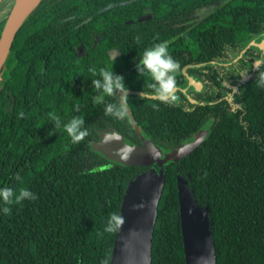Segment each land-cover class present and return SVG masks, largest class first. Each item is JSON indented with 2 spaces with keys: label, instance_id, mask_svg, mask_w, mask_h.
Wrapping results in <instances>:
<instances>
[{
  "label": "trees",
  "instance_id": "obj_1",
  "mask_svg": "<svg viewBox=\"0 0 264 264\" xmlns=\"http://www.w3.org/2000/svg\"><path fill=\"white\" fill-rule=\"evenodd\" d=\"M6 1L0 0V32L13 3L5 7ZM260 17L264 0H40L0 69V188H27L37 197L13 204L9 215L0 211V264H109L116 233L104 227L111 213L119 214L129 181L147 167L92 150L104 131L129 145L141 142L127 115L105 116L104 104L94 102L91 79L98 77L88 69L112 67L129 91L141 92L150 81L137 76L136 63L163 41L180 65L176 101L169 106L127 94L128 109L162 152L200 130L207 134L189 155L163 165L151 264H184L177 175L198 206L208 207L215 264H264V87L258 86L264 64L238 87L237 107L228 102L260 58L252 50L237 58L249 31L262 30ZM189 64L185 73L199 91L187 87L182 69ZM52 116L64 123L83 118L89 135L77 144L62 128L49 136Z\"/></svg>",
  "mask_w": 264,
  "mask_h": 264
},
{
  "label": "water",
  "instance_id": "obj_2",
  "mask_svg": "<svg viewBox=\"0 0 264 264\" xmlns=\"http://www.w3.org/2000/svg\"><path fill=\"white\" fill-rule=\"evenodd\" d=\"M26 1L13 0L0 32V69L18 29L40 0H36L32 6H27ZM186 68L187 66L182 69V73L187 78L188 86H193L199 91L201 84L185 73ZM127 94L140 95V92L128 90ZM126 115L141 142L140 145L127 144L123 136L113 130L99 133L98 140L91 143L93 151L112 162L125 166L147 167L129 181L124 190L119 214L124 217L125 223L115 234L109 264H151L152 231L164 185L163 165L168 161L176 162L189 155L201 144L207 132L200 130L193 135L191 142L184 143L169 152H162L142 136L128 108ZM129 148L132 150L129 151ZM153 165L156 168L152 167ZM176 187L184 264H215L208 207L202 209L198 206L187 187L185 178L177 175Z\"/></svg>",
  "mask_w": 264,
  "mask_h": 264
},
{
  "label": "clouds",
  "instance_id": "obj_3",
  "mask_svg": "<svg viewBox=\"0 0 264 264\" xmlns=\"http://www.w3.org/2000/svg\"><path fill=\"white\" fill-rule=\"evenodd\" d=\"M137 44L140 43V38H135ZM170 41H163L146 48L138 62L136 63L137 76L147 77L150 81L145 88L140 92V98L151 97L161 104L172 106L176 101L175 89L176 80L175 74L180 65L179 62L172 58L168 53ZM114 63V57L112 58ZM88 72L96 79H91V87L95 89L98 95L93 97L94 102L104 104V115L115 119H123L127 113V86L124 83V77L114 73L107 68H100L99 71L93 66L88 69ZM258 86L264 87V73H260ZM119 94L118 102L105 103L104 97H116ZM159 105H154L158 108ZM79 111V109H77ZM19 117L23 118L24 113L20 112ZM53 128L48 132V135L56 134V130L62 128L70 138L71 143L77 144L83 141L89 132L84 127L85 121L79 116H73L67 123H64L59 116H52ZM132 149L129 148V151ZM20 182L22 177L19 173L13 177ZM37 197L27 188H20L15 191L10 187L0 188V204L3 205L0 211L5 215L11 214V206L19 204L23 201H34ZM135 207V206H134ZM125 219L121 214L111 213L103 233H116L123 227ZM98 233V235H103Z\"/></svg>",
  "mask_w": 264,
  "mask_h": 264
},
{
  "label": "flooded vegetation",
  "instance_id": "obj_4",
  "mask_svg": "<svg viewBox=\"0 0 264 264\" xmlns=\"http://www.w3.org/2000/svg\"><path fill=\"white\" fill-rule=\"evenodd\" d=\"M205 11L206 10H202V11H198L197 13H198V15H201V13H203ZM145 16H147V15H145ZM143 18L144 17H141L140 19L143 20ZM259 19H260L261 29L262 30L261 31H257V32L249 31V36H248V38L245 41V45H242L240 47L241 51H240V54H239V56L237 58H240V56L246 50H252L254 52L258 51L260 53V54H258V57L260 56V58L258 59V61L253 63L252 72L249 75L245 76L244 77L245 79L243 81H242L243 78H241L239 80V83L237 84L238 86L236 85V87L233 89L232 94H234V90L236 88L238 89V87L242 84L241 82L249 81V80H252L254 77H256L257 73H254L255 72V68L258 67V69H259L264 64V20L261 17ZM226 48H231V47L227 46ZM237 58H235L233 61L235 62L237 60ZM186 66L189 67V66H193V65L189 64V65H186ZM186 66H184V67H186ZM247 77H249L248 80H246ZM187 87H190V86H188V84H187ZM184 92H185V90H184ZM228 102L230 103V105L232 107H237V104L234 103V95H229L228 96ZM191 141H189V142H191ZM186 143H188V142H186Z\"/></svg>",
  "mask_w": 264,
  "mask_h": 264
},
{
  "label": "bare ground",
  "instance_id": "obj_5",
  "mask_svg": "<svg viewBox=\"0 0 264 264\" xmlns=\"http://www.w3.org/2000/svg\"><path fill=\"white\" fill-rule=\"evenodd\" d=\"M36 0H27L26 3H27V6H32L33 3L35 2Z\"/></svg>",
  "mask_w": 264,
  "mask_h": 264
},
{
  "label": "built area",
  "instance_id": "obj_6",
  "mask_svg": "<svg viewBox=\"0 0 264 264\" xmlns=\"http://www.w3.org/2000/svg\"><path fill=\"white\" fill-rule=\"evenodd\" d=\"M257 71H258V67L255 68V72H254V73H257ZM252 75H253V74H252ZM248 78H249V77H247L246 80H248ZM241 83H243V82H241ZM235 93H237V88L234 90V94H235ZM234 94H232V95H234Z\"/></svg>",
  "mask_w": 264,
  "mask_h": 264
},
{
  "label": "rangeland",
  "instance_id": "obj_7",
  "mask_svg": "<svg viewBox=\"0 0 264 264\" xmlns=\"http://www.w3.org/2000/svg\"><path fill=\"white\" fill-rule=\"evenodd\" d=\"M11 2H12V1L7 0V1L4 3V4H5V7H6V6H9V5L11 4Z\"/></svg>",
  "mask_w": 264,
  "mask_h": 264
}]
</instances>
